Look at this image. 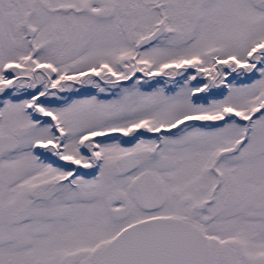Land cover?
Here are the masks:
<instances>
[{
  "label": "snow or ice",
  "instance_id": "snow-or-ice-1",
  "mask_svg": "<svg viewBox=\"0 0 264 264\" xmlns=\"http://www.w3.org/2000/svg\"><path fill=\"white\" fill-rule=\"evenodd\" d=\"M0 264H264V0H0Z\"/></svg>",
  "mask_w": 264,
  "mask_h": 264
}]
</instances>
